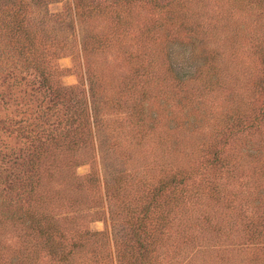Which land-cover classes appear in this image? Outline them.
<instances>
[{
  "label": "rangeland",
  "instance_id": "rangeland-1",
  "mask_svg": "<svg viewBox=\"0 0 264 264\" xmlns=\"http://www.w3.org/2000/svg\"><path fill=\"white\" fill-rule=\"evenodd\" d=\"M93 5L0 0V264H264V0Z\"/></svg>",
  "mask_w": 264,
  "mask_h": 264
},
{
  "label": "trees",
  "instance_id": "trees-1",
  "mask_svg": "<svg viewBox=\"0 0 264 264\" xmlns=\"http://www.w3.org/2000/svg\"><path fill=\"white\" fill-rule=\"evenodd\" d=\"M82 1V0H81ZM130 0H112V2L110 3V0H94V1H90V0H83V2L88 6L89 4H94L93 7L95 6L97 8V10H99V12L101 13H107L108 8L114 5H123V4H129ZM89 10V9H86ZM91 10V9H90ZM17 29H29L28 26L26 25V23L23 24H19L17 25ZM263 85V89H264V83H262ZM249 126H253V123H249ZM211 154L213 155L212 158H210V162H212V164L214 165H220L223 162V159H221L220 157V152L219 150L217 151H212ZM130 212H133L134 208H129ZM152 209L150 207L146 208V212L149 214L151 213ZM52 225L50 228L49 232L47 229L43 230L44 238V245L49 246V249L51 250L52 255L54 256L55 260L61 261L63 259H66L69 255V252L67 251V247L65 246V244L62 242V238L59 236V232L57 231V229L53 226V223L50 222ZM137 226L136 228H134V230H132V235L133 237L127 236L126 240H124L123 242H125L126 246L128 244L129 241H133L137 243V250L136 253L133 254L132 259L130 260H125L122 259L121 264H151V260L152 258L150 257V255H148V253L153 250V246H152V242H147L145 239V235L144 232H147L145 227L146 225L141 223V222H137ZM143 237V238H142ZM152 246V248H151ZM130 251H133V245L129 248Z\"/></svg>",
  "mask_w": 264,
  "mask_h": 264
}]
</instances>
